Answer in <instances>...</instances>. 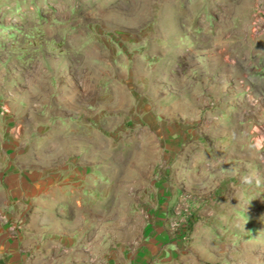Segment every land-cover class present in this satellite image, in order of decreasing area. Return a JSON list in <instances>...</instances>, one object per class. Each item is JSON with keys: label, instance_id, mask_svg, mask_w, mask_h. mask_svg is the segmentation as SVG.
<instances>
[{"label": "rangeland", "instance_id": "374dc122", "mask_svg": "<svg viewBox=\"0 0 264 264\" xmlns=\"http://www.w3.org/2000/svg\"><path fill=\"white\" fill-rule=\"evenodd\" d=\"M25 230L72 264H264V0H0V232Z\"/></svg>", "mask_w": 264, "mask_h": 264}, {"label": "crops", "instance_id": "0c3cea01", "mask_svg": "<svg viewBox=\"0 0 264 264\" xmlns=\"http://www.w3.org/2000/svg\"><path fill=\"white\" fill-rule=\"evenodd\" d=\"M58 245L57 236H46L43 230H25L16 239L3 231L0 232V264H72L77 260L78 255L74 253L68 262V255L62 256ZM80 255L82 261L89 263L93 257L86 253Z\"/></svg>", "mask_w": 264, "mask_h": 264}]
</instances>
